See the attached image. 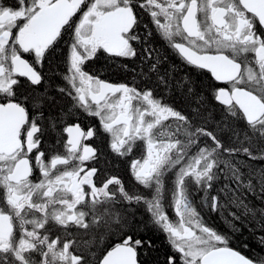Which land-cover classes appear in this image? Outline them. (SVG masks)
Returning <instances> with one entry per match:
<instances>
[{
  "label": "snow or ice",
  "instance_id": "snow-or-ice-1",
  "mask_svg": "<svg viewBox=\"0 0 264 264\" xmlns=\"http://www.w3.org/2000/svg\"><path fill=\"white\" fill-rule=\"evenodd\" d=\"M137 9L147 13L156 34L187 64L206 69L225 85L214 89L213 99L222 106L221 130L227 129L238 146L226 147L215 130L195 123L205 119L202 100L186 115L150 88L112 84L84 70L98 50L137 58L140 52L132 42L150 45L153 32L139 35ZM69 31L66 83L56 91L73 108L99 118L111 137L109 147L119 156L131 153L136 141L146 144L145 158L130 165L146 193L130 192L117 177L94 182L98 169L86 162L98 158L97 150L82 144L96 135L91 127L85 131L79 123L67 125L65 151L57 150L59 139L50 153L43 150V108L53 98L37 66L43 68L55 56ZM156 51L143 48L149 58ZM159 62L151 65L152 71ZM24 83L39 95L21 100L18 89ZM186 91L193 93L191 87ZM28 103L36 107L30 109ZM200 137L211 143L200 147ZM238 155L264 160V0H0V264H88L73 229L99 234L101 242L105 233L120 234L96 264H139L138 249L145 241L125 231L127 208L118 210L133 203L143 206L167 234L180 264H264V256L249 257L231 247L227 235L207 224L194 199L202 194L200 206L210 211L223 213L228 204L242 209L230 213L233 222L255 215L239 189L253 192L258 187L264 198V170H250L246 179L244 162L229 159ZM221 175L237 187L225 184L214 194ZM169 207L178 220L170 218ZM259 239L264 245V235ZM167 264H177V256H168Z\"/></svg>",
  "mask_w": 264,
  "mask_h": 264
},
{
  "label": "trees",
  "instance_id": "trees-1",
  "mask_svg": "<svg viewBox=\"0 0 264 264\" xmlns=\"http://www.w3.org/2000/svg\"><path fill=\"white\" fill-rule=\"evenodd\" d=\"M142 24L141 33L142 36H145L147 31H151V28L145 21H142ZM145 24L148 25L147 29L144 27ZM67 38L68 34L66 32L59 43L58 51L55 56L44 62V86L48 88V95L53 98L52 102L46 103L43 108L45 113L43 127L46 130L50 144L58 140V134L66 121L79 116V111L73 108L71 100L66 95L56 91L57 86H63V71L66 68ZM149 41L150 45L141 43L138 51L140 55L137 58L118 60L116 58L98 57L94 59L89 66L93 71H98L103 77L110 78L114 81L130 80L138 81L145 85H151L155 88L156 92L161 93L166 99H170L173 106L186 115H192L193 109L197 107V102L202 100L203 107L201 108V112L205 119L197 118L195 123L198 126H206L210 130H215L217 136L226 147L238 146L236 138L233 137L227 129L221 130L223 128V125L220 124L223 115L222 106L213 100L212 80L208 74L204 72L198 73L186 68L182 64L180 58L154 36L150 37ZM146 46H150L157 50L153 53L151 58L147 57L143 52V48ZM157 59L160 61L157 64V70L152 71L151 65L157 63ZM186 87H191L193 93L188 94ZM42 90L43 89H40V91ZM22 91L24 95H39V91L33 92L28 87L22 89ZM52 122L55 123V127H53ZM242 138L241 136V139ZM204 139L210 141L207 137H204ZM100 149L101 151H103V149L105 150V162L103 163L106 169H116L125 173L127 172L126 163L124 161H119L109 155L107 156L104 146H100ZM244 159L250 162L245 171L241 169V171L246 174V179L250 170L252 172L264 170L261 163L250 160L247 156H244ZM235 162L236 161L233 160V163ZM221 178V181L215 188L217 193L225 184H231L232 188L237 187V185L231 181L225 180L223 177ZM253 183H256L255 179ZM239 194L244 197L250 208L255 209V215L249 213L247 217L233 222L230 213L236 212L237 214H241L242 209L228 204L223 213L219 211H210L208 209L206 214H204L205 220L208 224L219 230V232L227 235L230 245L237 247L249 257L264 256V245L261 244L259 239L260 236L264 235V227H262L264 216L260 214L261 211L264 210V198L261 197L258 187L253 192H248L246 189L240 188ZM220 195L221 201L226 202V196L224 194ZM125 208H127L126 218L128 221L125 231L134 238L145 241V245L138 249L141 264H167V257L170 255H176L177 264H180L179 256L173 251L167 235L150 220L147 215L148 212L139 205L132 204L129 206L125 204L122 207L118 206L119 211H124ZM82 237L84 246L91 248L87 251V254L90 253L91 259L96 260L97 256L103 251L100 250L102 249V245L105 242L108 243L120 237V234L118 232L111 234L105 233L102 242L99 239V234H85L82 235ZM85 241H93V243L86 244ZM149 241L151 242L150 246L148 244ZM245 245H247V247H245Z\"/></svg>",
  "mask_w": 264,
  "mask_h": 264
},
{
  "label": "flooded vegetation",
  "instance_id": "flooded-vegetation-1",
  "mask_svg": "<svg viewBox=\"0 0 264 264\" xmlns=\"http://www.w3.org/2000/svg\"><path fill=\"white\" fill-rule=\"evenodd\" d=\"M137 11H138V13L140 15V18H141L140 28L138 29L139 35L142 36V33H141V24H142V21H145L146 23H148L150 25L151 31L153 32V36L157 40H159L162 44H164L165 46H167L170 49V51H172L176 56H178L180 58L182 64L186 68L191 69V70H194V71H196L198 73H203L204 72V73L208 74V76L212 80V97H213V95H214V89L216 87H220L222 85L219 82L215 81L214 78L211 76V73H209L208 71L201 70V69L195 68L194 66H191V65L187 64V62L184 61L183 58L174 49H172L171 47H169L168 44L158 34H156V32H155V25H153L151 23L150 17L147 15V13H144L140 9H137ZM79 15L80 14L78 13L77 16L74 17V20H77L78 21ZM67 34H68V38H67V44H66V61H67V56L69 54L70 45L72 43V36H73V34H72L71 31L67 32ZM132 43L134 44V46L139 51V48H140L141 43H136V42H132ZM98 57L116 58L118 60L132 59V58L116 57L114 55H111V54H108V53L103 52V50H98V53H97L96 57H93L90 60H86L84 66H83L84 70L87 71L89 74L93 75L94 77L99 78L102 81L105 80V81L112 82V83H115V84L125 83V84H128L129 86H133V87L150 88V89L153 90L154 95L157 98H163L164 102H166L167 104H169L170 106L173 107V103L171 102V100L170 99H166L165 97H163L161 95V93L156 92L155 91V88L152 87L151 85H145V84L140 83L138 81H130V80L129 81H122V80H120V81H114V80H112L110 78L103 77V75L100 74L98 71H93L90 68L89 64L94 59H96ZM25 58L26 59H29V61L31 62V59H32L31 57H29V56L26 55ZM67 67H68V64L66 62V68L63 71L64 72V75L67 72ZM37 70L41 71L43 73V75H44V71H45L44 64H43V68H40L39 66H37ZM18 79H20L21 82L26 81V78H18ZM62 83H63V86H64L66 82L63 80ZM27 87H28V85L26 83H24V86L23 87H20L18 89L19 98L21 100H23L24 96H26V95H24L22 89H26ZM117 95H119V94H117ZM113 99H115V98H113ZM136 103H137V101L134 100L133 101V104L135 105ZM28 107L30 109H32V108H35L36 105H34L32 103H28ZM78 111H79V116H77V117H75V118H73L71 120H68V121H66L63 124L62 129H61V131L58 134V139L61 141V144L56 146L57 147V150L59 152H61V153H63L65 151V149L62 147L63 142L67 139V134L63 132V129H64L65 126L70 125V124L79 123L80 126H81V128L84 129L85 131L88 128L91 127V128H93L96 131V135L93 138H91V139H87V140H83L82 139V144H89V145L93 146L97 150V157L98 158L96 160L92 161V162H86V164H88V163L93 164L98 169L97 176L93 178L94 182L99 185L102 181H105L106 179H108L110 177H117V178H119L121 180V182L124 185V187L127 190H129L130 192L142 193V194L143 193H146V190L143 188V186L139 185L138 182L135 181V179L133 177V174L131 172V169H130V165H131V162L133 160H135V159H141L142 160L143 158H145V156H146V144L143 143V142H141V141H136V145L134 146L133 151L131 153L126 154L125 156H119L118 154H116L115 152H113L111 150V148L109 147V144L111 142V137H110L109 134H107V133H105L103 131V129L101 127V124H100L99 118L98 117H94V116H90L87 113L83 112L82 110H78ZM118 111L119 110L117 109V112ZM165 123H169V121H166ZM172 124H173V129H174L175 128V122H172ZM44 130H45V128H44ZM180 138L183 139V136L181 135ZM210 143L211 142L208 141V140H206V139H204V137H200V144H199L200 147H204L206 144H210ZM54 145H56V142L50 144V141L47 138V134H46V130H45L44 131L43 138H42V147H43V150H45L46 152H49L50 153L53 150V146ZM100 146H104V148H106V155L107 156L109 155L110 157L115 158V159H117L119 161H124L126 163L127 172L125 173V172H122V171H118L116 169H106L105 166H104V163H103V162H105L104 161V153H105V150L103 149V151H101ZM196 150H197L196 147L193 146L192 152L195 153ZM254 154H258V153H255V151H254ZM230 159L235 160V161L236 160L243 161L244 162V165L241 167V169L243 171H245L247 169L248 164H250V162L245 161L244 155H238V156H236L234 158H230ZM253 161H256L257 163H261L262 164L261 165L262 168H264V160L257 159V160H253ZM222 166L223 165H221V167ZM36 176L39 177V172L38 171L36 172ZM221 177H223V176L221 175ZM172 178H173L172 177V173H169L168 176L166 177V184H167V187H169V188L171 187ZM221 179L222 178H220L214 184V194L217 193V191L215 190V188L218 186V184L221 181ZM85 187H87V186H85ZM110 187H114V186H110ZM124 205H121V207L124 206ZM133 205H136V204L133 203ZM139 206H141V205H139ZM141 207L144 208L143 206H141ZM167 213L170 216V214L168 212V208H167ZM147 215H148V217L151 220L150 214L147 213ZM170 218L173 220V218L171 216H170ZM73 231H74L77 239L80 241L79 254L84 255L85 259L88 261V264H96V260L102 255V253H103V251L105 249L111 247L114 243H118L120 241V237H118V238L112 240L111 242H108V243L105 242L102 245V249H100V250H103V251L97 256V259L96 260H92L91 259V254L90 253L87 254V251L89 249H91V248L85 247L84 246V243H82V239H83L82 235H85V234L82 232V230L80 232H78V233L75 232L74 229H73ZM53 233L54 234H62V233H60L58 231L57 228H53ZM84 251H85V253H84ZM138 259H139V262H140L139 255H138ZM140 264H141V262H140Z\"/></svg>",
  "mask_w": 264,
  "mask_h": 264
},
{
  "label": "rangeland",
  "instance_id": "rangeland-1",
  "mask_svg": "<svg viewBox=\"0 0 264 264\" xmlns=\"http://www.w3.org/2000/svg\"><path fill=\"white\" fill-rule=\"evenodd\" d=\"M222 168H223V166H222ZM194 199H195V202H196V206L198 208V211L201 213L202 216H204V214H206L208 208H205V207H201L200 206L202 204V194L199 195V196L194 197Z\"/></svg>",
  "mask_w": 264,
  "mask_h": 264
},
{
  "label": "bare ground",
  "instance_id": "bare-ground-1",
  "mask_svg": "<svg viewBox=\"0 0 264 264\" xmlns=\"http://www.w3.org/2000/svg\"><path fill=\"white\" fill-rule=\"evenodd\" d=\"M143 25V24H142ZM154 44V43H153ZM101 72V71H100ZM199 97V96H198ZM203 97V96H202ZM214 105V104H213ZM212 106V105H211ZM220 108V107H219ZM209 115V114H208ZM210 124V123H209ZM117 172V171H116ZM138 189V188H137ZM258 197V196H257ZM259 198V197H258ZM244 245V244H243ZM176 256V255H175Z\"/></svg>",
  "mask_w": 264,
  "mask_h": 264
}]
</instances>
